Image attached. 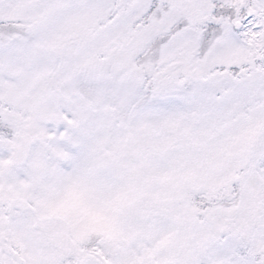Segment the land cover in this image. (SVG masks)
Instances as JSON below:
<instances>
[{"label": "snow or ice", "instance_id": "snow-or-ice-1", "mask_svg": "<svg viewBox=\"0 0 264 264\" xmlns=\"http://www.w3.org/2000/svg\"><path fill=\"white\" fill-rule=\"evenodd\" d=\"M0 264H264V0H0Z\"/></svg>", "mask_w": 264, "mask_h": 264}]
</instances>
